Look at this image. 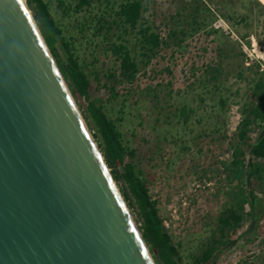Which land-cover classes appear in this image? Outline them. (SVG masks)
Masks as SVG:
<instances>
[{
    "label": "rangeland",
    "instance_id": "374dc122",
    "mask_svg": "<svg viewBox=\"0 0 264 264\" xmlns=\"http://www.w3.org/2000/svg\"><path fill=\"white\" fill-rule=\"evenodd\" d=\"M44 1L61 30L59 51L64 57L71 54L82 65L92 87L97 88L92 95L100 99L103 111L115 121L123 144L135 151L133 157L117 155L116 167L125 162L135 164V173L157 201V213L178 252L179 264H193V256L200 254L203 244L218 236V216L237 201L234 194L238 190L226 177V163L249 81L256 69H264L258 7L249 0H203L212 15H207L209 20L200 33H204L209 49L221 54L217 56L221 61L216 60V80L209 79V69L199 67L195 73L191 70L203 62L200 51L198 56L194 54L198 50L194 46L175 47L182 54L169 59L168 49L147 57L141 55V45L135 44L133 52L141 68L139 85H118L121 91L113 97L104 87L106 79L101 68L113 65L103 51L109 41L117 40L120 31L114 27L107 32L95 28L93 17L103 12L112 20L122 0H90L88 6L79 8L78 0ZM179 1L182 0H145L148 8L144 16L154 28L162 29L158 25L182 6ZM126 38L130 40L127 35ZM73 97L82 114L80 104L84 107L87 101ZM220 97L224 108L219 104ZM260 164L264 175V159ZM250 184L258 198L253 209L247 199L248 215L229 238L235 240L234 244L219 246L208 264H264V182L252 178ZM252 211L256 220L251 217Z\"/></svg>",
    "mask_w": 264,
    "mask_h": 264
},
{
    "label": "water",
    "instance_id": "95a60500",
    "mask_svg": "<svg viewBox=\"0 0 264 264\" xmlns=\"http://www.w3.org/2000/svg\"><path fill=\"white\" fill-rule=\"evenodd\" d=\"M0 264H156L26 0H0Z\"/></svg>",
    "mask_w": 264,
    "mask_h": 264
},
{
    "label": "trees",
    "instance_id": "16d2710c",
    "mask_svg": "<svg viewBox=\"0 0 264 264\" xmlns=\"http://www.w3.org/2000/svg\"><path fill=\"white\" fill-rule=\"evenodd\" d=\"M26 2L32 10L43 38L71 93L73 96L82 97L87 101L84 107L80 104L83 117L90 130L93 131L92 135L125 202L135 216L156 264H179L178 252L170 242L169 235L161 224L162 219L157 213V201L152 199L145 181L135 173V164L125 162L120 168L116 167L117 163L114 158L117 155L133 157L135 151L123 144L122 134L115 121L103 111V105L99 104L100 99L92 95L93 89L97 90V88L92 87L82 65L71 54L64 57L59 51V39L62 38L61 30L50 14L49 5L44 0H26ZM145 3V0H122L118 3L112 20H108L103 12L93 17L95 28L105 29L107 32L111 27H114L120 31L117 40L109 41L107 48L103 51L113 61L111 67L101 68L103 77L106 79L104 82L105 89L113 97H117L121 91V87L118 85L122 86L123 84L122 87L126 84L132 86L133 83L139 85L138 72L141 68L139 61H137V55L133 52L135 44L141 45V49H143L141 55L147 57H155L168 49L169 59L175 57V54H182V51L180 53L177 51L178 48L194 46L198 50L195 53L194 49L190 50L196 56L200 51L203 62L202 65H193L191 70L195 73L199 67L209 69V79L216 80V74L219 73L216 60L221 61L217 58V56L221 57V54H216L215 51L209 49V42L206 45L203 38L204 33H200L205 29L206 22L212 15L204 1H179L182 6L175 9L174 13L169 16V20H163L158 25L162 29L154 28L153 23L149 22V18L144 16V12L148 8ZM249 3L258 7V16L261 17L262 28L261 41L264 42V5L259 0H249ZM89 4L90 0H78L76 7L88 6ZM151 16L155 15L151 14ZM166 28L167 31H164ZM125 35L130 40H132L131 37H134L135 42L125 39ZM188 38L190 40L187 42ZM102 65L104 66L105 62ZM167 71L171 72L168 69ZM95 73L98 71L96 70ZM97 75L96 78H98ZM107 80H110L108 86ZM219 104L224 108L225 103L222 97H220ZM181 111L184 112L185 108H182ZM263 128L264 69L260 71L256 69L254 77L249 81L245 101L241 105L240 119L235 126L234 133H232L231 153L226 163V177L230 180L232 188L238 190L236 191L237 194H234L237 201L229 204L218 216V228L216 230L218 236L214 235L215 237H211L203 244L200 254L193 256V264L211 263L219 246L233 245L235 240L229 238L242 226L244 218L248 215L245 211L247 199H249L253 209L258 198L254 194L253 188H250L251 179L255 178L264 182L260 164L264 159V135L258 139ZM250 214L254 220L257 219V215L253 211ZM252 227L253 224L250 225V228Z\"/></svg>",
    "mask_w": 264,
    "mask_h": 264
},
{
    "label": "bare ground",
    "instance_id": "6f19581e",
    "mask_svg": "<svg viewBox=\"0 0 264 264\" xmlns=\"http://www.w3.org/2000/svg\"><path fill=\"white\" fill-rule=\"evenodd\" d=\"M264 1V0H263Z\"/></svg>",
    "mask_w": 264,
    "mask_h": 264
}]
</instances>
